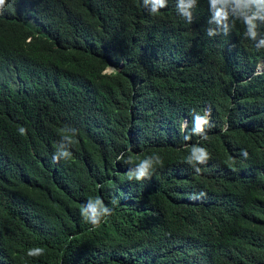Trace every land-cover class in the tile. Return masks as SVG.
Returning a JSON list of instances; mask_svg holds the SVG:
<instances>
[{"label":"trees","instance_id":"16d2710c","mask_svg":"<svg viewBox=\"0 0 264 264\" xmlns=\"http://www.w3.org/2000/svg\"><path fill=\"white\" fill-rule=\"evenodd\" d=\"M188 2L0 5V264H264V0Z\"/></svg>","mask_w":264,"mask_h":264},{"label":"clouds","instance_id":"9594fccd","mask_svg":"<svg viewBox=\"0 0 264 264\" xmlns=\"http://www.w3.org/2000/svg\"><path fill=\"white\" fill-rule=\"evenodd\" d=\"M195 0H189L187 5H182L180 8V11L182 13V17H186V21L188 23L192 22V14L191 12L188 11L189 8H191L194 4ZM214 3V0H213ZM4 4V0H0V5ZM154 5H157L161 8H165V0H154ZM157 13L156 7L153 8V14ZM242 18H237L235 20H239L243 23L245 26V35L251 39L254 40L257 36L256 28L257 25L255 21L259 18V14L257 12H252L251 15H247L246 13H241ZM213 19L216 20L217 23H221L224 20H227V13L223 11V9H217L214 13ZM233 20V21H235ZM227 32V29H225V33ZM207 35L209 37H212L214 35L213 31L208 30ZM261 44H264V40L261 41ZM257 49H259V45L255 46ZM259 71V68L257 69ZM210 117H211V110H207L204 115H195L194 120H195V128L194 132L198 133L201 135V138L203 140H207L208 136L204 134V127L208 126L209 128L211 127L210 123ZM187 125V121H185V127ZM24 129L20 128V132L23 135L24 134ZM189 137H185V140H188ZM199 155L195 156V159L199 161L201 164H205L208 162L210 159V155L208 151L205 148H200L198 149ZM63 156H68L70 155L67 152L61 153ZM241 155L244 158H247L248 153L247 151H242ZM52 160L54 163H58L60 160V156L56 155L55 153L53 154ZM157 163L160 164V166H163V160L158 158ZM149 167L150 163L147 159L141 160L140 164L138 165L134 175L137 181H141L142 179L151 176L152 174L149 172ZM201 170L196 169L195 172L199 173ZM132 174H128V178L131 179ZM201 195H206V193L202 192ZM199 199V198H197ZM93 199L88 200V204L85 207L84 205L81 206L80 208V215L82 218L85 220V222L91 224L94 228L100 226L102 220H105L107 217L111 216L112 210L106 206L103 202V200L100 197L94 198L95 203L92 202ZM115 203V201H114ZM99 206V208L97 207ZM44 254V249L43 248H34V249H29L27 252V255L30 257H38Z\"/></svg>","mask_w":264,"mask_h":264},{"label":"rangeland","instance_id":"374dc122","mask_svg":"<svg viewBox=\"0 0 264 264\" xmlns=\"http://www.w3.org/2000/svg\"><path fill=\"white\" fill-rule=\"evenodd\" d=\"M111 70V68L110 67H107L106 69H105V72H109ZM185 125V120H184V122L182 123V126H184Z\"/></svg>","mask_w":264,"mask_h":264}]
</instances>
